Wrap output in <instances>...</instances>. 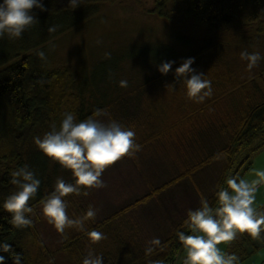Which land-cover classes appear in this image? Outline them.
I'll return each mask as SVG.
<instances>
[{"label":"rangeland","instance_id":"rangeland-1","mask_svg":"<svg viewBox=\"0 0 264 264\" xmlns=\"http://www.w3.org/2000/svg\"><path fill=\"white\" fill-rule=\"evenodd\" d=\"M94 5L93 10L76 12L52 25L32 26L20 39H0V68L26 55H31L34 66L41 70L70 66L85 86L83 106L104 102L115 120L136 132L141 151L134 157L122 158L105 171L106 187L89 190L87 195L82 192L66 197L67 213L72 218L83 216L89 205L98 210L85 228L177 178L174 184L135 204L114 221L130 241L147 247L152 239L162 241L167 237L189 209L197 207L202 197L214 193L225 160L213 156L203 167L195 165L224 147L242 117L241 111L264 97V60L249 71L247 62L240 58L242 51L264 55V32L255 27L240 34L235 31L217 47L194 56L192 67L204 73L213 86L210 98L194 103L186 97L183 83L176 80L175 68L185 58L193 57L201 42L187 44L180 39L173 24L153 11L154 0H114ZM71 22L74 24L69 25ZM50 28L53 30L49 31ZM187 30L192 31L186 27L184 31ZM161 45H170V53H176L175 57L166 58L176 63L164 78L156 62L127 56L137 51L155 54ZM41 51L45 54L43 59L38 56ZM160 55L163 57V52ZM160 74L157 80L152 78ZM120 81H126V86L121 87ZM106 87L110 93L105 100L102 96L96 99L95 95ZM108 118L109 115L104 117ZM43 166H37L34 172L38 179L45 177L44 192L54 188L58 177L65 181L72 178L70 170L52 160L46 169ZM255 169H264V147L251 157L250 168L243 177L252 179ZM262 202L264 187L256 194V207L264 213ZM41 209L40 205L34 214L42 220L38 227L46 240L50 260H59V232L48 222L45 224ZM68 229L80 232L75 227ZM245 235L238 236L230 246L220 247L239 256L242 246L252 250L258 244L240 264H264V233L260 239H246ZM107 241L103 238L91 243V248H106ZM184 255L181 246L174 264H182Z\"/></svg>","mask_w":264,"mask_h":264},{"label":"trees","instance_id":"trees-1","mask_svg":"<svg viewBox=\"0 0 264 264\" xmlns=\"http://www.w3.org/2000/svg\"><path fill=\"white\" fill-rule=\"evenodd\" d=\"M106 1L114 0H80L77 8L68 7L69 0H43L46 11L33 10L38 19V23L33 26L44 23L52 25L56 20L76 12L93 10L95 3ZM153 11L173 24L178 37L185 43L201 42L199 50L193 57L217 47L224 41V37L227 38L235 31H238L235 34H240L249 32L255 27L256 31L264 32V0H154ZM71 24L74 22L69 25ZM186 27L191 28L192 31L190 33L189 30L184 31ZM172 50L170 45H161L155 54L146 55L137 51L127 56L145 57L160 64L166 61L167 57L176 56L175 51L170 53ZM161 52L165 57H161ZM78 76L76 70L70 66L41 70L34 66L31 55L23 56L18 61L0 68V205L18 189L17 185L11 183L10 172L24 165L35 172L36 167H40L41 164L42 166L44 164L45 169L47 168L50 159L37 148L34 137H43L46 132L51 131L53 125L59 128L65 113L72 112L78 120H84L93 116L97 109H103L110 118H113L111 109L104 102L96 106L92 103L83 106L85 103L81 100L86 98L83 94L85 86L79 82ZM160 76L162 75L152 78L157 80ZM262 76L264 78V68ZM161 78H164V75ZM108 93L110 92L106 87L95 97L98 99L102 96L105 100ZM241 112L242 117L232 130L229 142L217 153L209 155L204 161L195 165L198 168L203 167L213 156H222L225 160L222 173L215 183L216 189L207 198L211 204H215L217 186L223 184L225 177L227 175L243 177L250 168L251 157L264 147V97ZM192 113H195V109H192ZM44 178H39L40 188L36 197L30 201L34 209L31 214L33 221L31 226L14 228L9 222L11 214L0 208V241L10 243L13 250L22 255V264H64V262L82 264L89 250L97 255H103L104 264H174L181 247L176 233L178 230H184L183 223L187 215L175 225L171 233L150 255L145 254L146 247H140L125 237L114 221L135 204L148 200L154 194L174 184L177 178L153 188L148 194L132 204L125 205L108 218L90 224L86 231L79 233H72L69 229L64 233L58 231L59 250L62 256L59 260L56 258L53 261L50 260L52 257L48 255L46 240L38 227L42 220L37 214L34 215L39 210L40 201L54 189L43 191ZM66 181L73 182V177ZM198 207L200 204L193 210ZM92 231L102 233L108 240L106 248H91L88 233ZM245 237L248 239L250 236L246 234ZM258 247V244H254L253 249L248 250L242 246L240 262ZM4 255L7 264H12L11 258L7 254Z\"/></svg>","mask_w":264,"mask_h":264},{"label":"clouds","instance_id":"clouds-1","mask_svg":"<svg viewBox=\"0 0 264 264\" xmlns=\"http://www.w3.org/2000/svg\"><path fill=\"white\" fill-rule=\"evenodd\" d=\"M79 5L80 0H69L68 7L77 8ZM34 9L46 11L43 0H0V39L5 36L10 40L22 38L38 23ZM38 56L43 59L45 54L41 51ZM240 58L247 62V69L251 71L264 60V55L242 51ZM175 63L164 61L157 65L158 71L166 76ZM194 63V57L185 58L175 68V78L183 83L189 100L203 103L213 95V86L204 73L192 67ZM126 84V81H120L121 87ZM108 115L106 110L97 109L93 116L78 120L74 113L67 112L59 128L53 125L43 137H34L42 154L61 168L70 170L73 177V182L58 177L53 191L40 201L42 215L61 233L73 227L86 231V222L94 219L98 211L89 205L83 216L72 218L67 213L66 197L82 192L87 195L89 190L106 187L105 171L122 158L134 157L142 149L134 129L110 117L105 120ZM10 176L11 183L18 189L4 200L0 208L11 214L9 222L14 228L31 226L34 209L30 201L36 197L41 180L27 165L10 172ZM261 187H264V169H255L252 179L227 175L223 184L217 186L215 204L202 197L200 207L189 209L183 223L184 230L176 233L185 254L182 264H240L239 256L220 245L230 246L245 233L253 239L262 238L264 213L256 207V194ZM88 236L93 244L104 238L97 231L88 233ZM148 244L146 255H150L161 241L154 238ZM4 254L11 258L12 264H22V255L15 252L10 243L0 241V264H7ZM82 264H104L103 255L89 250Z\"/></svg>","mask_w":264,"mask_h":264},{"label":"crops","instance_id":"crops-1","mask_svg":"<svg viewBox=\"0 0 264 264\" xmlns=\"http://www.w3.org/2000/svg\"><path fill=\"white\" fill-rule=\"evenodd\" d=\"M262 203H264V202H262ZM262 203H260V204L262 205ZM260 204H259V205H260Z\"/></svg>","mask_w":264,"mask_h":264}]
</instances>
